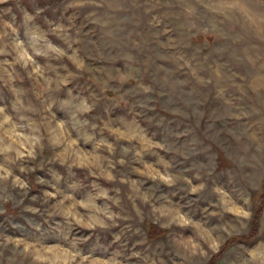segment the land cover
I'll list each match as a JSON object with an SVG mask.
<instances>
[{
  "label": "rangeland",
  "instance_id": "374dc122",
  "mask_svg": "<svg viewBox=\"0 0 264 264\" xmlns=\"http://www.w3.org/2000/svg\"><path fill=\"white\" fill-rule=\"evenodd\" d=\"M234 3L213 0L211 7L227 14ZM254 3L264 15V0ZM164 4L0 0V106L28 128L40 127L42 117L47 127L52 118L43 108L58 105L74 117L66 123L77 141L51 123L35 158L0 155V264H72L75 252L82 264L84 245L73 233L87 230L73 227L69 217L76 216L105 225L89 235L114 249L103 257L109 264H249V251L254 264H264V239L245 247L253 233L264 238V79L248 75H264V28L245 31L231 17L217 23L189 9L197 18L189 32L179 11ZM104 23L119 26L117 39ZM26 31L41 38L39 72L17 63ZM45 39L65 50L77 41L84 67L77 57L50 58ZM177 49L188 53L179 57L186 67L170 55ZM129 51L149 82L144 61L158 57L168 91L150 99L134 91L135 80L113 86L109 74ZM64 81L81 95L64 99ZM180 97L197 109L201 135L191 144L181 143L187 120ZM153 224L163 229L156 238Z\"/></svg>",
  "mask_w": 264,
  "mask_h": 264
},
{
  "label": "clouds",
  "instance_id": "9594fccd",
  "mask_svg": "<svg viewBox=\"0 0 264 264\" xmlns=\"http://www.w3.org/2000/svg\"><path fill=\"white\" fill-rule=\"evenodd\" d=\"M157 2L159 3V0H157ZM212 4L213 0H165L164 6H174V9L179 11V16L183 19L182 26L188 27L189 32L192 28L196 27L195 20L197 19L196 17L188 14L189 9L197 10L201 17H206L209 19L215 17L217 23L221 22L219 19L221 15L224 16V20H228L229 17H231L232 20L236 21L237 24L245 31H255L258 28H264V15H258L254 10V0H235L234 6L229 9L227 14L216 12L211 7ZM101 27L106 30L105 34L109 36V38L117 39V34L119 32L118 25L116 27H112L109 23H104L101 25ZM204 31L207 32L208 29L205 28ZM23 35L27 37V41L23 39H18L17 41L16 48L19 50V58L17 63H22L25 68L31 64L33 66V71L39 72L40 66L35 58L43 57V53L38 49L36 43L41 38L27 31L24 32ZM76 43L77 41L73 40L68 44L67 50H65L58 48L55 44L47 41L46 39L44 40V44L50 54V58H66L71 61L73 60V57H77L78 64L81 68H83L84 60L79 59V54L74 47ZM170 55L177 57V63L179 67H186V64L179 60V57L181 55L187 56L188 53L183 52L182 49H177L171 52ZM157 60L158 57H156L154 54H147V59H145L144 64L146 68H150L151 71L149 73L150 82L145 81L143 74L137 70L138 61L132 55V52L129 51L125 55H122L117 61L116 65L113 66L118 69V71H113L109 74L110 82H112L113 86L115 87L116 85H123L124 83L135 80L136 86L134 91L142 97L149 96L150 93H156L157 91H168L169 82L164 80L156 72L157 67H159ZM129 61L131 62V68L129 70H125V64ZM248 75L250 77L253 75H260L261 79H264V75L259 73L254 74L249 72ZM174 78L179 79L180 77L176 76ZM153 85H156V87H153ZM64 86L67 89L63 97L64 99H67L69 94L74 97L81 95L78 89L69 87L67 81H64ZM257 91H259V89H257ZM149 98L155 99V96L151 95ZM186 99V97H180L177 103V107L182 109L187 120V126L180 128L179 131L187 133L186 137L181 140V143L191 144L194 139L200 138L201 134L196 125V120L198 117L193 116V112L197 111V109L192 105L184 103ZM88 102L89 98H84L82 101V103ZM17 103L19 104L20 108H23V104L21 102L18 101ZM5 108L6 106H0V117H3L0 119V145L7 144V147L3 148V151L0 152V155L4 153L15 152L17 158H35L36 150L39 146H42L47 127H51V123H55L54 130L59 136L67 138L72 144L77 143L76 140L71 139L72 131L69 130V125L66 123L67 119L74 117H68V115L64 113L58 105L55 106V110H53V105L49 104L44 106L43 112L47 113L48 116L52 118L47 127L45 126L44 118L42 117L40 127L28 126V128H24L13 120L12 115L5 114ZM13 111H16V109L14 108ZM77 111H80V109L78 108ZM86 111L91 112L92 108L88 107ZM19 119L20 121H23L24 117L21 116ZM117 119H119V117H117ZM3 172H5V169L2 165H0V173ZM11 175V172L7 173L8 177H11ZM3 179H5V177L0 175V180ZM15 179L19 180L18 177ZM19 186L25 188L27 187V184L21 182ZM53 199H55V196H53ZM69 219L72 221L74 228L78 226L87 230L80 233H73V235L78 237V245H84L82 252L85 253V255L83 256L82 264H109V261L104 260L103 257L106 255L110 256V252L114 251V249L110 248L109 242H107L105 239L99 236L93 238L89 235L90 231H93L97 228H103L105 225L98 221L89 222L85 218L78 216L69 217ZM249 239L251 240V243L246 244L245 247L251 250L254 249L261 242V239L264 238L257 237L256 234L253 233ZM215 249L217 251L219 250L218 244L215 246ZM88 254H91V257ZM80 255V252L73 253L74 259L72 264H76V261L80 259ZM246 259L248 260L249 264H254V257L251 251L248 252ZM117 264H119V261Z\"/></svg>",
  "mask_w": 264,
  "mask_h": 264
},
{
  "label": "trees",
  "instance_id": "16d2710c",
  "mask_svg": "<svg viewBox=\"0 0 264 264\" xmlns=\"http://www.w3.org/2000/svg\"><path fill=\"white\" fill-rule=\"evenodd\" d=\"M161 228H158L156 225H152V228H150L149 230V236L150 238H156L157 236H159L162 233ZM233 241V239H231Z\"/></svg>",
  "mask_w": 264,
  "mask_h": 264
}]
</instances>
